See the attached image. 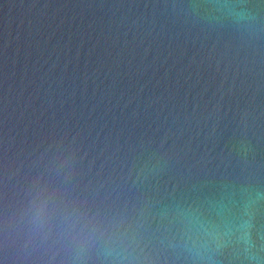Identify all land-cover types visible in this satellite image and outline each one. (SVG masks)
<instances>
[{
	"label": "water",
	"instance_id": "95a60500",
	"mask_svg": "<svg viewBox=\"0 0 264 264\" xmlns=\"http://www.w3.org/2000/svg\"><path fill=\"white\" fill-rule=\"evenodd\" d=\"M0 264H264V0H0Z\"/></svg>",
	"mask_w": 264,
	"mask_h": 264
}]
</instances>
